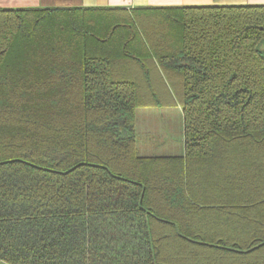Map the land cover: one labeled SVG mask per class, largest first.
I'll list each match as a JSON object with an SVG mask.
<instances>
[{"label":"trees","instance_id":"trees-1","mask_svg":"<svg viewBox=\"0 0 264 264\" xmlns=\"http://www.w3.org/2000/svg\"><path fill=\"white\" fill-rule=\"evenodd\" d=\"M0 262L264 264V5L0 9Z\"/></svg>","mask_w":264,"mask_h":264},{"label":"crops","instance_id":"crops-1","mask_svg":"<svg viewBox=\"0 0 264 264\" xmlns=\"http://www.w3.org/2000/svg\"><path fill=\"white\" fill-rule=\"evenodd\" d=\"M264 5V0H0V9H53V8H124L131 10L142 7H198V6H240ZM177 131L184 152L183 117L178 122ZM138 141H139V130Z\"/></svg>","mask_w":264,"mask_h":264},{"label":"rangeland","instance_id":"rangeland-1","mask_svg":"<svg viewBox=\"0 0 264 264\" xmlns=\"http://www.w3.org/2000/svg\"><path fill=\"white\" fill-rule=\"evenodd\" d=\"M160 96L162 106L140 108L137 111V148L140 155H170L181 152L180 136L176 127L181 121L182 109L178 105H170L171 98L166 93L162 92Z\"/></svg>","mask_w":264,"mask_h":264}]
</instances>
